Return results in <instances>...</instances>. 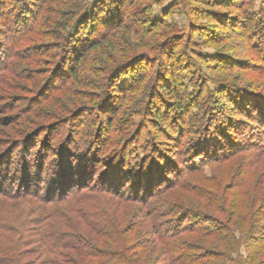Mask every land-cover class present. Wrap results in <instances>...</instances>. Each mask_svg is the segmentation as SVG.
Returning a JSON list of instances; mask_svg holds the SVG:
<instances>
[{"label": "trees", "instance_id": "trees-1", "mask_svg": "<svg viewBox=\"0 0 264 264\" xmlns=\"http://www.w3.org/2000/svg\"><path fill=\"white\" fill-rule=\"evenodd\" d=\"M139 13L140 9L135 8V0H0V76L7 75L15 80L22 79L24 76L19 75L17 68L23 65L25 69L46 74V81L39 89L41 95L47 93L44 95L49 97L61 89L68 102L77 103L75 109H71L66 101L58 102V106L55 107L51 103L46 105L45 109L49 112L47 117L50 119L42 123L43 125L35 124V127L30 125L34 122L29 123V121L36 120L38 114L33 111L24 112L22 105L17 106L19 112L17 114L21 120L19 136L8 142V144L12 141L16 143L11 149L0 155V161L6 163L5 165L13 167L14 160H17V164L21 163L20 165L24 166L23 171L30 168V172H21V170L0 172V194H6L7 191L14 189V194H35V198L40 200L41 226H38L37 236L40 247L48 255L49 264L59 259L69 264H82L90 258H97L92 251L104 248L103 246L107 247L105 243L112 242L113 239L116 242L119 238L117 245H124L127 248H131L130 245L134 241L136 244H141V239L138 238L143 235L140 234L141 229L128 232L122 225L124 213L119 212L118 208L107 205H110L111 200L128 201V197L145 199L149 203L151 199L161 194L162 189L159 185L167 181L165 176L169 172H163V168L157 163L159 161L157 147L140 146L141 143L135 141L125 146V140L117 141L115 144L104 141L105 144L102 143L97 147L95 137L98 127L95 130H87L86 138L76 140L74 147L66 144L68 138L66 133L70 128L73 127L80 137L83 133L85 134L84 128L81 127L84 125L83 122L81 126L74 125V122L67 124L80 105L78 101H86L83 98L86 94L85 89H96L101 84L100 87L108 86L110 82V80H103V82L98 79L96 84L94 80L86 77L84 73L87 74L88 71L85 69L89 67L97 73L103 72L100 70L102 68L92 67L91 62L98 57H103L107 59L98 58V61L105 64V68L109 70L110 63L116 61L117 52H123L119 57L124 61L113 65L110 71V74L114 75L129 65L131 60L136 59L132 53L139 46V40L145 39L143 32L148 31L145 30L147 28H143L144 21L138 20ZM151 21L153 25L161 23L152 18ZM123 31L128 34L133 33L136 37L140 34L139 40L134 39L131 43L132 47H127V50L121 42ZM120 45L122 51H119ZM46 49H50V52ZM21 60L24 62L19 65ZM31 63L40 67L31 68L29 67ZM163 63L167 67L171 62L170 59H164ZM172 69L171 67L170 70ZM147 74L149 73H141L132 87L122 91L140 85ZM174 75L175 71L169 77L170 80L158 75L159 78L157 77L155 82L157 92L161 91L159 98L163 103L168 101L164 96L178 100L175 107H169L167 112H171L172 108L177 112L184 110V101L188 97L187 94H190L187 88H183L182 93L179 91ZM0 79L3 78L0 77ZM55 80L60 81L58 86H52ZM39 81V79H32L31 88L34 89ZM170 81L173 82V86ZM222 83L224 82L221 81L220 89L217 91L210 88L213 91L212 96L206 95L205 100H199L198 97L205 94L206 88V91H209L206 84H203L200 93H197L198 97L192 94L193 97L195 96L192 105L200 107L197 119L203 123L200 125L199 135L211 134L199 141L202 144L196 148L193 155L194 157L208 155L210 160L217 161L249 150L246 157L254 155V159L248 164L246 160L243 161L242 167H239L235 176L237 182L232 186L234 192L231 194L224 193L225 196H222L221 190L226 191L222 181H219L215 188L194 183L193 186L201 190V196L208 199V206L212 212L208 211L210 213L208 214L207 211L199 210L198 212L195 209L187 212L192 214V220L189 222V225L190 223L192 225L179 231L178 234L162 231L160 227L165 226L166 223L160 224V215L153 214V210L147 213L149 224L155 227L151 229L154 232L153 235H157V239L153 245L150 239L146 240L151 243L143 245L145 252L142 251V255L146 257L150 249L155 251L157 247L160 249L152 258L144 257L143 259L142 256V258L134 259V255L129 256L126 263L264 264V172H258V168L264 164V147L260 148L259 145L263 136L262 129H264V97L261 91L236 86L235 83H225V86ZM228 85L238 92L229 90ZM27 87V85L24 86V88ZM52 87L54 89L49 93ZM213 95L218 100L219 97H225L226 103H232L234 109L239 110L242 116L250 119L252 123L237 121L242 129L235 125V121L233 122L235 124L229 123L228 129H225L224 122L217 126L214 124L215 126L211 129L207 128L206 121L216 123V118L212 117L214 113L212 110L216 109L213 102H217ZM17 104L18 102H15L14 107ZM96 107L100 109L101 106ZM153 112L156 113L157 121L164 117L160 109H155ZM25 121L28 123L25 124ZM112 121L113 119L109 120L108 124L110 130ZM19 122L17 125L20 124ZM52 122H58V125L64 122L65 124L59 129L57 135L49 134V140H41L39 144L34 143V146L30 144L31 141L27 138L37 135L35 131L38 128L47 130L48 128L43 127L51 126ZM254 124L259 127L256 134ZM247 133L250 137L247 140L236 139ZM254 140L258 143L255 144ZM68 141H71V138ZM135 145H137L136 150ZM94 146L97 150L96 155L92 150ZM35 148L38 150L32 152ZM56 151L60 152V156L53 155L52 152ZM254 151L259 153L255 154ZM103 159L114 160L116 163L109 165L104 163L102 172H92L91 165H96L98 160L101 163ZM77 162L78 165H76ZM195 169L197 167H192V170ZM63 186L67 188L63 190ZM111 191L117 194L114 195ZM106 192L111 193L112 197L103 196ZM39 193L43 194L44 200L36 196ZM53 194L59 195L52 197ZM100 198L104 204H100ZM61 202L65 203L64 207L59 204ZM67 208L69 210L66 211ZM70 216H77L74 218L76 221L81 219L78 228L77 222L73 223L69 220ZM166 226L168 227V224ZM169 227L173 229L174 226ZM10 230L8 223L2 222L0 233L5 234ZM188 232L200 233L204 239L208 240L202 246H196L183 235ZM101 238L109 241L100 243ZM143 239L145 241V238ZM242 243L246 246L247 256L236 254ZM196 249L204 250L201 253H192ZM4 254L6 257L2 263L13 264L10 255ZM205 259H211V261L204 263Z\"/></svg>", "mask_w": 264, "mask_h": 264}, {"label": "rangeland", "instance_id": "rangeland-1", "mask_svg": "<svg viewBox=\"0 0 264 264\" xmlns=\"http://www.w3.org/2000/svg\"><path fill=\"white\" fill-rule=\"evenodd\" d=\"M135 8L140 9L138 20L144 21L142 22L143 28L148 30L143 32L145 39L141 41L139 40L140 34L136 37L133 33L128 34L124 31L121 34V37L124 38H120L124 41L121 40L126 50L127 47H132L131 43L134 39L139 40V46L132 53L136 59L131 60L129 65L114 75H111L110 71L114 67L113 65H118L124 61L119 57L123 52H117L116 61L110 63L109 70L105 68V64L98 61L99 59L103 60V57L91 60L92 67L102 68L100 70L103 72L97 73L88 67L85 69L88 71L87 74L84 73L86 77L94 80L96 84L99 80H110V82L108 86L100 87L101 84L96 89H85L86 94L83 98L86 101H78L80 105L67 123L74 122V125L79 124L81 126L83 122L84 125L81 127L84 128L85 134L83 133L80 137V134L76 133L73 127L70 128L66 133L68 134L66 144L69 147H74L76 140L86 138L87 130H95L98 127L99 130L95 137L97 147L101 146L104 141L115 144L120 140H125V146L127 143L133 144L135 141L140 142V146L157 147L159 149L157 155L159 161L157 163L163 168V172L169 173L165 176L167 181L162 185L160 184L161 186L159 185V188L162 189V191L160 190L161 194L151 199L149 203L145 199L128 197V201L111 200L109 201L110 205H107L118 208L119 212L124 213L122 225L128 232L141 229L140 234L143 235L138 237L141 239V244H136L134 241L130 245L133 248L131 249L124 245H117L116 242L119 238L116 242L115 239L111 242L101 238L100 243L109 241L105 243L107 247L103 246L104 248L92 251L97 255V258H90L89 261H84L82 264H128L126 263L128 257L133 255L134 259L142 258V256L144 259L145 255H142L145 252L143 245L151 242L153 245L157 239V235H153L154 232L151 228L154 226L149 224L147 213H151L153 210V214L158 213L160 215V224H168V227L166 225L160 227L162 231L178 234L179 231L192 225V223L189 225L192 214L187 212H192V209L198 212L199 210L212 212L208 206V199L201 196V190L197 189L196 186L194 187V183L215 188L217 183L222 181L223 187L226 189V191L224 189L225 192H222L223 189L221 190L222 196L227 193L231 194L234 192L232 186L237 182L235 176L239 167H242L243 161L246 160V164H248L254 159V155L246 157L249 150L217 161L210 160L208 155L207 157H194L193 153L197 150L196 148L202 144L199 141L211 134L199 135L200 125L203 123L197 119L200 107L192 105V100L195 97L192 94L198 97L197 93L202 89L203 84H206L209 91H206V88L204 97H198L199 100H205L207 99L205 96H210L213 92L210 88L217 91L220 89L219 86L222 81L224 82L223 85L235 83L236 86H245L250 90L261 91L264 97V0H135ZM151 18L161 21V23L153 25ZM120 47L119 51H122V46L120 45ZM46 50L50 52V49ZM164 59H170L169 66H165ZM19 62H21L20 65L24 61ZM29 67L39 68L40 66L32 64ZM168 67L173 69L170 70ZM17 69L19 75L24 76L22 79L15 80L7 75L0 76L3 78L0 79V155L16 144L13 141L10 144L8 142L19 136L21 128L19 121L21 120L17 114V106L22 105L24 112L33 111L38 114L36 120L29 121V123L34 122L30 124L34 126L37 123L43 125L42 123H46L50 119L47 117L49 112L45 109V106L50 105V103L55 107L58 106V102L66 101L71 109H75L77 105V103L68 102L61 89L54 91L55 94L49 95V97L45 96L47 93L41 95L39 89L43 87L46 81V74L25 69L23 65ZM173 71H175V84L179 91L182 93L183 88H187L190 94H187L186 100L188 101H184V110L177 112L172 108L171 112H167L169 107H175L178 100L164 96L168 101L163 103L159 98L161 91L157 92L158 88L155 87V82L158 75L170 80L169 77ZM143 72L149 74L143 78L140 85L122 91L132 87L135 79ZM25 76L28 77L25 78ZM32 79L40 80L34 89L31 88L33 86L30 83ZM59 83V80H55L52 86H58ZM25 85L28 87L24 88ZM171 86H173V82H171ZM53 89V87L50 88L49 93ZM228 89L232 92H238L229 85ZM125 98L126 101H124ZM224 98L219 97V100L214 98L215 101L219 102V104L213 102L216 109L212 110L214 111L212 117L216 118V123L210 120L206 121L205 126L207 128L211 129L213 126L224 122L226 123L225 129L230 128L229 123H236L235 125L242 129L237 121L251 122L250 119L242 116L239 110H235L232 103H226ZM15 102L18 104L14 107ZM96 106L101 107L99 109ZM155 109H160L163 112L164 117L159 121L156 120V113L153 112ZM112 119L110 130L108 124L109 120ZM234 121L235 123H233ZM18 122L19 125H17ZM27 123L28 121H25V124ZM58 124V122H52L51 126L43 127L48 128L47 130L38 128L35 131L38 134L28 137L27 140L31 141L30 144L33 146L34 143L38 142L37 144H39L41 140H49L50 135L58 134L65 122L61 125ZM255 126L257 125L254 124V133L256 134L259 127ZM262 130L260 148L264 147V129ZM201 136L203 137L201 138ZM70 138L71 141H68ZM247 138H250L248 133L240 135L236 139L244 141ZM253 142L258 143L256 140ZM134 149H137V145ZM37 150L35 148L32 152ZM92 150L96 155L95 146ZM52 153L60 156L59 151ZM254 153L259 152L254 151ZM58 158L60 159V157ZM14 161L13 167L0 161V172H19V170L30 172L29 167L23 171L24 166L20 165L21 163L17 164V160ZM98 161L96 165H91L92 172H102L104 163L108 165L116 163L110 159H103V163ZM78 164L77 162L76 165ZM192 167H197V169L192 170ZM258 172H264V164L258 168ZM65 187L63 186L62 189L67 188ZM203 191L205 192V189ZM111 192L114 195L117 194L114 191ZM105 194L103 196L107 198L112 197L109 192ZM54 195L58 197L59 194H53L52 197ZM36 196L44 200L43 194L39 193ZM39 202L40 200L35 198V194H14V189L7 191L6 194H0V225L2 222H6L11 229L8 233H0V264L4 263L6 257L4 253L10 255L13 264H49L48 255L40 247L37 236L38 226H41L39 216L42 213ZM59 204L65 206L63 202ZM100 204H104L102 199ZM67 210L69 209L67 208ZM209 212L208 214H210ZM74 218L77 216H70L69 220L73 223L77 222L76 227L78 228L81 219L76 221ZM170 225L174 226L173 229H170ZM147 232L148 235H146ZM183 235L196 246H202L208 240L207 238L204 239L200 233L188 232ZM147 239H150L151 242H146ZM112 244L113 246H110ZM159 249L160 247H157L156 251L150 249L146 257H154L155 252L157 254ZM203 250L196 249L192 253H201ZM238 253L247 256L246 246L243 243L236 254ZM74 256L78 255L75 254ZM123 257L124 259H122ZM210 261L211 259L203 260L204 263ZM56 263L69 264L63 259L50 264ZM142 264L144 263L142 262Z\"/></svg>", "mask_w": 264, "mask_h": 264}]
</instances>
